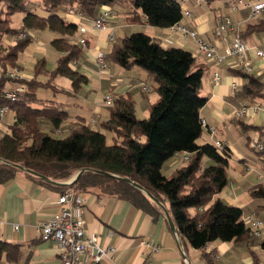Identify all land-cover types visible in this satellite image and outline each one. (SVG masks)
<instances>
[{
  "label": "trees",
  "instance_id": "trees-1",
  "mask_svg": "<svg viewBox=\"0 0 264 264\" xmlns=\"http://www.w3.org/2000/svg\"><path fill=\"white\" fill-rule=\"evenodd\" d=\"M119 1L42 0L43 8L37 10L29 0H0V109L7 106L15 112L8 131L0 128V184L22 173L54 187L59 195L70 190L77 194L96 191L125 199L154 219L166 216L167 209L179 240L202 250L207 264H217L219 256L206 251L210 242L251 245L256 236L244 221L243 209L219 197L230 182L231 150L221 142L198 143L205 128L201 110L208 97L201 95L204 68L197 66L191 51L163 47L144 31L116 35L110 52L104 54L107 67L114 62L123 69L142 68L159 95L146 118L137 116L132 96H114L113 105L108 106L109 117L98 122L99 129L94 127L97 120L71 122L61 103L39 95L43 88L58 91L54 84L58 76L71 80L73 93L89 80L79 63L85 57L87 42L80 43V25L69 21L67 14H79L92 22L104 6ZM130 5L158 28L174 27L187 16L179 0H130ZM16 13L24 14L19 27L11 25L10 17ZM44 29L55 34L51 44L60 53L55 68L50 70L43 58L36 62L33 78L7 77L6 72L17 69L20 54L32 41L27 31ZM236 31L243 40L247 33L264 32V19ZM6 36H16L14 44L5 46ZM232 72L244 79L234 97L252 102L238 104L237 109L260 104L256 100L264 98L263 76L243 67H234ZM41 74L48 78L42 79ZM9 82L26 86L17 100L6 96L7 90H12L7 88ZM245 115H235L234 120L243 132L264 129L246 123ZM101 128L112 133L111 143ZM255 137H250L248 145L264 153L251 145ZM179 154L184 164L167 176L165 163ZM250 192L264 197V185H256ZM23 255L20 245L0 239V260L19 262Z\"/></svg>",
  "mask_w": 264,
  "mask_h": 264
},
{
  "label": "crops",
  "instance_id": "crops-1",
  "mask_svg": "<svg viewBox=\"0 0 264 264\" xmlns=\"http://www.w3.org/2000/svg\"><path fill=\"white\" fill-rule=\"evenodd\" d=\"M29 1L37 10L43 8L42 0ZM105 7L112 9L111 26L115 27L117 36L144 31L155 37L163 47L173 46L191 51L196 58L197 66L204 68L201 95L208 97V102L201 110V117L206 121V126L198 143L221 142L231 150L232 158L228 168L230 182L219 197L241 207L244 216L256 214L263 221L262 234L255 237L253 244L215 240L206 246V251H214L215 256H219L216 259L217 264H264V197H254L250 192L256 185H264V153H258L248 145L250 137L256 135L264 142V129L260 132L254 130L243 132L234 121L238 104L252 103L248 100H237L233 95V83L236 82L240 86L244 83L241 76L232 72L233 62L237 58L230 57L223 64H215L198 50L196 41L189 35H183L173 27L158 28L149 25L147 17L132 7L130 0H120L113 6H104L103 9ZM186 7L191 15L185 16L182 22L189 28L197 30L205 40L216 45L221 53L225 52L228 43L234 41L236 30L243 31L250 23L244 21L248 11L231 12L227 0H207L203 5H196L195 0H188ZM228 14L236 24L235 29L230 30L226 40H223L215 35L217 18ZM23 17V13L12 15L11 25L21 26ZM66 17L77 25L91 27V21L79 14L68 13ZM263 19L264 15L251 23L255 24ZM27 32L31 35L32 41L20 54L17 70L24 77L31 79L35 76V64L38 60L46 59L48 67V59H52L54 64L48 67L52 70L60 53L51 44L55 35L51 30ZM108 35V31L94 29L85 35L87 39L85 57L79 63L89 80L78 92H72V82L65 76H58L54 80L58 91L50 89L51 99L64 106L71 122L84 118L86 121L95 119L98 124L101 122L99 118H103L102 121L107 120L109 109L104 103V97L108 93L115 97L132 96L135 100L136 114L141 111L143 117L149 116L150 106L159 99L157 92L144 89V86L152 88L154 83L151 76L142 68L135 66L123 69L118 64L109 62L106 71L99 70L96 63L97 54L99 52L107 54L112 47ZM15 40L16 36H6L3 44L10 46ZM244 40L251 46L264 49V32L247 33ZM250 56L255 73L262 75L264 80V57L256 56L254 51H250ZM215 72L222 76L219 84L213 81ZM40 77L48 78L44 74ZM9 85L8 89H14L18 83L11 82ZM43 90L45 88L39 91L40 97L48 98L43 96ZM256 101L264 106V98ZM10 112L13 113L11 117L13 120L4 121ZM10 112L2 119V124L8 127L15 120V112ZM89 112L91 116H87ZM243 120L248 124L264 127V111L249 112ZM211 127L214 129L213 135ZM183 164L182 154H179L165 163L163 171L166 175L172 174ZM58 195L59 191L54 187L22 173L13 180L0 184V239L20 245L24 252L19 262L1 258L0 264H61L57 244L52 240L42 239L37 230L39 225L57 212ZM81 195L86 200L82 215L87 230L97 233L101 244L115 249V261L105 259L100 264H207L202 250L183 244L179 240L165 215L154 219L151 214L125 199L99 194L96 191L83 192ZM15 224L20 225L18 229H14ZM142 241L159 245V251L155 252L143 246Z\"/></svg>",
  "mask_w": 264,
  "mask_h": 264
},
{
  "label": "built area",
  "instance_id": "built-area-1",
  "mask_svg": "<svg viewBox=\"0 0 264 264\" xmlns=\"http://www.w3.org/2000/svg\"><path fill=\"white\" fill-rule=\"evenodd\" d=\"M185 10L187 16L191 12L186 7L188 0H179ZM207 0H195L196 5H203ZM228 8L231 12L240 10L248 11L245 17V22H252L260 19L264 15V0H227ZM113 17L112 9L105 7L102 9L101 15L91 22V27L80 25L79 32L81 33L80 43L86 44V34L91 29L98 31H108L109 40L113 42L116 38V29L111 26V19ZM235 21L231 15H221L217 18V27L215 30L216 37L226 40V36L230 30L235 29ZM176 31L183 35H189L196 43L198 50L206 56V58L215 64H223L230 57H236L237 60L233 62L234 67H243L246 71H254V65L250 56V51H254L258 57H264V50L257 46L249 45L239 35L235 36L233 42L226 45V50L221 53L218 47L211 42L205 40L199 32L195 29L189 28L185 23L181 22L173 27ZM25 33H20L23 36ZM96 63L99 70L106 71L108 69L104 53L99 52L96 56ZM2 73L0 71V77ZM6 76L11 79L23 78V75L17 69H9ZM222 76L219 72L213 75L215 84L221 82ZM239 84L234 82L233 89L236 90ZM144 89L151 91L152 88L144 86ZM26 91L24 84H18L16 88L7 90L6 96L11 100H17L19 95ZM106 106H111L114 103V95L106 94L104 97ZM264 111V106L256 104L248 108L236 109L235 115H245L249 112ZM10 109L5 106L0 109V119H3ZM95 123L96 120L93 119ZM206 126V121H203ZM211 134H214V129L211 127ZM220 145V143H217ZM251 145L259 151H264V143L257 137L253 138ZM188 159V155H185ZM86 200L81 194L70 190L58 195L56 199L57 212L52 215L47 221L38 226V233L44 240H52L57 244V252L61 264H100L105 259L115 261V249L109 245L100 243L99 235L91 233L85 226V219L83 218V211L85 209ZM244 221L249 225L255 236L262 234L261 227L263 221L256 215L251 214L244 216ZM19 224L14 225V229L19 228ZM142 245L151 248V250L159 251V245H154L147 241H142Z\"/></svg>",
  "mask_w": 264,
  "mask_h": 264
},
{
  "label": "rangeland",
  "instance_id": "rangeland-1",
  "mask_svg": "<svg viewBox=\"0 0 264 264\" xmlns=\"http://www.w3.org/2000/svg\"><path fill=\"white\" fill-rule=\"evenodd\" d=\"M17 17H19L18 15H17ZM144 30V29H143ZM145 30H148V29H145ZM35 31H38V30H35ZM118 34H120V33H118ZM118 36H120V35H118ZM104 54H106V53H104ZM48 67L49 66H51L52 64H54L53 63V61H52V59H48ZM54 66V65H53ZM52 66V67H53ZM11 82H9L8 84H7V88L10 86L9 84H10ZM51 93H52V91L50 90V89H45V90H43V92H42V94H43V96L45 95V96H48V98H52L51 97ZM91 113L89 112L88 113V115L87 116H91L90 115ZM12 115H13V113L12 112H10L5 118H4V121H6V120H11L12 118ZM137 115H138V117L139 118H146V117H143L144 115H143V112H141V111H139L138 113H137ZM146 116H148V115H146ZM101 121L103 120V118L101 119V118H99ZM13 120V119H12ZM12 122V121H11ZM1 124H2V121L0 120V128L3 130V131H8V129H9V127L8 126H5L4 125V123L2 124V126H1ZM94 127H96V128H99L100 129V123L98 124V125H95ZM101 130H102V128H101ZM102 131H104L106 134H107V140H108V143H111V141H112V133L111 132H109V131H105V130H102ZM249 147L251 148V146L249 145ZM169 175H167V176H170V174L171 173H168Z\"/></svg>",
  "mask_w": 264,
  "mask_h": 264
},
{
  "label": "water",
  "instance_id": "water-1",
  "mask_svg": "<svg viewBox=\"0 0 264 264\" xmlns=\"http://www.w3.org/2000/svg\"><path fill=\"white\" fill-rule=\"evenodd\" d=\"M35 174H37V175H39V176H42V175H40V174H38V173H35ZM43 177V176H42ZM44 178V177H43ZM56 183V182H55ZM59 184V183H58ZM165 213H166V217L168 218V221H169V223H170V226H171V228L175 231V224H174V222H173V219H172V217H171V215H170V213L168 212V210L166 209L165 210Z\"/></svg>",
  "mask_w": 264,
  "mask_h": 264
}]
</instances>
